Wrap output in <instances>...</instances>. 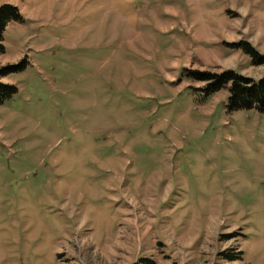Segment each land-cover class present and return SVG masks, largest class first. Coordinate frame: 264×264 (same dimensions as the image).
<instances>
[{"label": "rangeland", "instance_id": "374dc122", "mask_svg": "<svg viewBox=\"0 0 264 264\" xmlns=\"http://www.w3.org/2000/svg\"><path fill=\"white\" fill-rule=\"evenodd\" d=\"M0 264H264V0H0Z\"/></svg>", "mask_w": 264, "mask_h": 264}, {"label": "trees", "instance_id": "16d2710c", "mask_svg": "<svg viewBox=\"0 0 264 264\" xmlns=\"http://www.w3.org/2000/svg\"><path fill=\"white\" fill-rule=\"evenodd\" d=\"M19 9L12 4H2L0 6V55L4 52L3 34L7 25L11 22L20 21ZM245 52L251 54L255 65L264 64V56L256 52L248 43H245ZM23 64L8 65L0 68V75L5 76L10 72L22 69ZM190 75L196 81L203 83V90L206 93L216 92L227 87L229 97L227 100V110L229 112L241 109H255L264 111V75L259 81L241 76L231 70L220 73L211 72H191ZM17 88L11 84L0 83V102L11 98Z\"/></svg>", "mask_w": 264, "mask_h": 264}]
</instances>
